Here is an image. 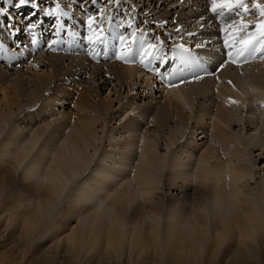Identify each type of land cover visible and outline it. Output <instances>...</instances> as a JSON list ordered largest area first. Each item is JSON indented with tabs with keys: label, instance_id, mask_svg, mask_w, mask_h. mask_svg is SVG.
Here are the masks:
<instances>
[{
	"label": "bare ground",
	"instance_id": "bare-ground-1",
	"mask_svg": "<svg viewBox=\"0 0 264 264\" xmlns=\"http://www.w3.org/2000/svg\"><path fill=\"white\" fill-rule=\"evenodd\" d=\"M7 1L12 3L14 0H6L5 10L0 11L5 12L10 22H17L18 25L11 37L7 31L9 26H0L3 36L0 61L6 62V66L0 65V70L9 74L5 81H0V264H264V52L256 53L237 67H231L233 63L229 61V65L223 67L222 74L216 77L218 80L212 77L205 82L197 79L198 76L203 78L205 73L215 72L221 56L229 60V53L226 55L225 52H235V49L225 47V40L231 41L234 35L242 38L256 32L257 25L264 23V16L260 15L257 7H264V0H242L243 8L232 7L230 11L227 7H217L215 12L212 11V4L209 8L211 0H121L124 3L119 4L120 9L127 10L129 16L124 19L115 17L114 31L126 32L132 22L134 24L129 29L143 22L148 32L154 23L160 30L165 29V24L175 25L174 34L178 35V43L173 41L172 44L195 47L189 51L191 58L188 59H182L177 49L171 50L177 61H181L176 66V72H173L178 80L172 78L171 73L170 77L166 73H159L164 86L168 83L181 86L184 83L181 93L188 102L186 107L190 108L192 101L194 103L199 98L195 93L199 92L200 96L206 98L216 90L213 95H218L222 108L212 122V129L203 119L204 116L196 120L194 129L192 127L194 132H191L190 140L192 137L197 140L200 136L201 140L207 138L210 129L213 139L212 147L203 150L193 170H190L189 162L176 158L174 154L170 157L167 154L155 155L151 151L153 142L146 141V138L139 146V138L132 133L130 140L121 142L124 138L122 135L133 131L134 126L128 125H125L122 133H118L120 136L117 135L119 144L112 146V149H117L124 143L121 146L124 145L125 149H122L130 152L126 154L127 158L121 157L120 161H116L106 151L99 153L98 158L89 156L95 134L94 123L100 122L103 116L110 115L122 105L129 107V112L132 111L129 123L145 128L147 133L154 129L160 132L173 124L175 128H186L190 115L172 99H166L168 102L163 104L162 101L156 102V92L149 91L143 98L148 102L139 104L142 98L140 90L135 87L142 73L132 62L141 59V54L129 51L134 47L130 41L126 47L124 42L123 45L122 42L113 43L111 36L117 32L110 29L107 35L105 32L98 39L91 38L88 45L83 46L74 39L70 41L69 48H65L63 39L64 43L61 40L57 42L58 39L49 40L47 44L51 48L46 46L50 52H43L37 31L41 26L45 31L52 29V23L55 21L58 24L60 19L54 18L49 24L55 15L50 14L47 19L42 14L41 5L35 6L31 0L28 6L33 10L29 13L25 5L17 12H10L11 3ZM106 1L109 3L103 9L109 11L113 5L110 6V0ZM216 2L220 5L227 0ZM231 2L235 4L241 0ZM156 4L161 5L156 8ZM88 5L90 7V1ZM96 6L102 7L99 2ZM162 6L164 9L159 12ZM65 8L76 11L73 6L65 5ZM178 8H181L179 12ZM100 12H103L102 8ZM185 12H188L187 16ZM24 15L26 19L22 18ZM173 15H176L175 19H172ZM34 18H37L36 23L31 22ZM242 25H247L243 31ZM221 32H224L223 38ZM51 33L52 39L59 36L54 29ZM141 39L134 38L132 43L142 46ZM100 44L105 45L100 49ZM76 45L82 47L79 56L75 55ZM5 49H9L7 53ZM113 49L116 57L124 54L129 62L116 58L112 64H106L114 58ZM184 55L187 57V54ZM89 56H92L93 63ZM158 57H153L154 61L162 64L165 58H160L159 63ZM147 58L145 63L150 62L148 68L153 69L152 59L149 61ZM39 67L45 70L42 72ZM166 68L167 64L163 66V69ZM11 71L15 73L11 74ZM12 75L18 78L9 82ZM86 77L93 82L97 93L102 91L100 86L109 91V95L105 94L100 103L92 101L89 87L82 85ZM191 78L194 80L190 81L192 83L188 81L189 84L186 80ZM114 80L118 84H112ZM67 81L71 83L67 84ZM152 82L157 83L154 79ZM53 86L55 89H52ZM122 87H128L127 94H131V98H119ZM250 90L255 95L249 96ZM110 91L117 97L111 99ZM40 102V116L56 118L59 115L56 113L58 105L63 106L66 102L77 109L75 113L60 114L53 119L65 124V127L72 124L67 132L69 144L57 157H48L46 146L33 153L35 144L46 134L45 128L38 129L27 139L31 146L22 143L26 139L24 133H5L7 121L18 111ZM245 109V117H241ZM153 110L158 113L151 127L144 117ZM247 118L248 125L245 124ZM223 119L229 122L225 123L229 129L224 127ZM241 126L245 127V132L240 129ZM145 134L144 137H147ZM168 145L169 148L173 146V139ZM134 146V152H141L145 161L133 173L126 172L125 162L133 156ZM184 148L190 160V148L201 149V146L193 141L192 147L185 144L183 149L179 148L180 152L185 151ZM108 164L114 165V168ZM166 168L170 170L167 174ZM21 169L25 179L32 183L33 193L28 187L21 188L28 194L29 201L34 198L32 204H28L27 199V203H24L25 197L2 200L4 191L14 184L16 172ZM165 176L169 180L167 190L169 193L176 192L178 197L158 193ZM122 181L127 182L126 186L119 189ZM252 181L256 183V188L251 186ZM63 196L72 202L69 207L63 208L59 215L62 219L56 220L55 212L59 210ZM74 216L79 218L78 224L61 237L67 231L68 219ZM59 229L61 233H58ZM48 234H55V242L50 240V245L44 240Z\"/></svg>",
	"mask_w": 264,
	"mask_h": 264
},
{
	"label": "rangeland",
	"instance_id": "rangeland-1",
	"mask_svg": "<svg viewBox=\"0 0 264 264\" xmlns=\"http://www.w3.org/2000/svg\"><path fill=\"white\" fill-rule=\"evenodd\" d=\"M31 1L34 2L35 6L36 5H41V7H42V9H41L42 14L44 13V15L47 17V19L50 18V14H54L55 15V16H53L50 19V23L49 24L52 23V20L54 18L60 19L58 21V24H56L55 21H54L52 23V25H51L53 27L52 29H54L55 32L56 33L58 32V34H59V36H56L54 39H52V36H53V33L54 32L51 33V34H49L52 29H49L48 31H45V28H44V30H42V26H41L40 29L37 31L38 36L40 37V40L42 41V45H40V46L43 48V52H50V50L48 48L49 45L47 44V42H49V40H50V42H52L53 40L58 39L57 40V42H58L59 40L63 39L65 43L63 42V40H61V42H63L65 44V48L66 47L69 48L70 47V41L75 39L77 42H79V44L81 46H83L84 44L85 45H88L87 42H90V40H92L93 38L94 39L100 38L102 36V34H104L105 32H106V35H107V32L110 31V29H112V32H117V33H114L111 36L112 39H113V43L116 42L117 44H120L122 42V38H123V42L125 43L124 44L125 47L126 46H129L130 44H131L132 47L134 46L133 49H129V51L132 50L135 53L141 54L142 53V50L145 49V48H147L148 45L155 44L157 46L156 49L152 51V55L147 56V57H149V58H147L149 61L151 59L153 61L152 62V68L153 69H150L148 67L145 68L143 65H141V63L139 62L140 61L139 60L140 58H137L138 59L137 62H135V61L132 62V65H134L135 67H138L137 70L138 71H141V73H142L140 75V77L137 78L138 84L135 87L136 89H139L140 90V92H139L140 93V98H142L141 100L139 99V101H140L139 104L142 105L145 102H148V101H145L143 98H145V95L147 93H149V91L152 92V93H155L156 92V98H157L156 99L157 100L156 102L159 101L158 103H161V101H162V104H163L165 102H168L167 100H171L172 99V101L180 104L183 108H185V110L190 115V122L188 124H186L187 125L186 128L180 127V126H179L180 128H178V127L175 128V126L173 124V125H170L169 128L167 127L166 129H163L162 130L163 132L162 131L159 132L156 129L150 130V133H151L150 134V133H147V131H146L145 128H143L141 126L140 127L139 126L136 127L134 124L129 123L130 122L129 120H131L130 117H131L132 111L129 112V110H128L129 107H127L126 105H124V106L122 105L121 108H123V109L116 108V110H114L110 115L107 114V115L103 116L101 118L100 122L99 121H96L97 123L96 122L94 123L93 134L94 133L95 134L92 137L93 138L92 139V144L93 145L90 146L89 151H88V155L98 158L99 157L98 155H100L99 153H103V151H106V152H108V155H110L112 159H116V161H120V159L126 157V154L127 153H130V152H126V150H123L122 148L125 149V147H124V145L123 146H121V145L124 144V143H126L128 140H130V135L133 133V135L135 137H138L139 138V140H138V141H140L139 146H141V142L145 138H146L145 139L146 141L147 140L150 141V142L152 141L153 142L152 145L154 147L151 149V151L155 155L161 156V155L167 154V156L170 157L171 155L174 154L176 158H178V159L180 158V159H183L186 162H189L191 164L190 165V170L191 169L193 170V168H196L197 162L199 161V158L201 157L203 150H205L206 148H208V146L209 147H212V145H213V141H212L213 139H211V137H212V132H211L212 122L215 120V118H217V115L219 114L222 106H221V103H220V99L217 97L218 95L217 94L216 95H213V93H216V90L214 89L211 92L212 94L211 93H210V95L208 94L209 96H207L206 98H204L203 96H200L198 94L199 92L198 93H195V96L196 97L199 96V98L197 97L196 100H194V103L192 101V103L189 106L190 108H188V107H186L188 105V102L184 100V98H183L184 95H182V93H181V90H182L181 88H183V86H184L183 84L184 83L181 86H179L180 84H178L177 86H179V87L172 86L173 84H171V83H168V84H166L164 86V83L162 81H160V75H159V73L160 74L162 73V75L166 73V74L169 75V77H170V73H171L172 74V78H174L175 76H177V75L173 74V72L174 71L176 72V66L181 61H179V60L177 61V59L175 57L176 55H172V51H171L173 49H177L176 47L179 46L178 44L177 45L174 44V43L172 44L173 41H175V43H178L177 42L178 41V39H177V36L178 35H175L174 34V32H175V29L174 28L176 26L175 25H167V24H165V29H161L160 30L159 27H157L156 24L154 23L153 25H151V31L148 32L147 30H145L146 24L143 23V22L142 23L140 22L137 25H134L132 29H129V27L132 26V24H134L132 22L128 26V30H126V32H123L124 30H122L121 32L120 31H116V30L114 31L113 30V25L116 24L115 17L116 18H119V19H124L125 17L128 18V16H129V14L128 15L126 14L127 10L120 9L119 4L121 5L122 3H124L121 0H113V1L110 0L112 2L110 4V6L111 5H113V6H112V8L109 11H107V8L106 9H103L109 3V2L107 3L106 0H93V1L92 0H84V1H82V0H31ZM89 1L91 2L90 7L88 5ZM16 2H17V0L16 1L14 0L12 3L7 1L8 4L11 3V7H10V10H9L10 12H17L18 8H16L14 6L16 4ZM98 2L101 4L102 7H99L98 8L96 6V4ZM4 3H6V0H0V10H5ZM62 4H64V6L66 5V6H69V7L70 6H73L77 12L76 11L74 12L73 10L70 11V8H68V9L65 8V10H66L65 11L64 10V6ZM145 4H147V2H145ZM208 4H209V8H211V4H212L211 1ZM160 5L159 4H156V8H158V6H160ZM27 6H28V4L25 5V7H27ZM100 8H102L103 12H100ZM118 9H119V11L117 12ZM163 9H164V6L160 7L158 9V11L159 12L160 11H163ZM180 9L181 8H178L177 11L179 12ZM31 10H33V7L28 6V11L26 10V12L29 13ZM35 11H38V10H34V12ZM0 12H1L0 13V20L2 19V22L0 21V26L1 27H3V26H5V27L9 26V28L7 29V31H9V36L11 37L15 33V31H16L15 27L18 24H17V22H14V21L10 22L9 17L4 15L5 12H2V11H0ZM186 13H188V12H185V14ZM65 14H68L69 17L66 16ZM35 15H37L39 17L40 16L43 17L40 14H35ZM113 15H115V16H113ZM157 16H161V15H158L157 14ZM175 16L176 15H173L172 19H175ZM186 16H187V14H186ZM191 16H194V15L192 14ZM26 17L27 16L24 15V17H22V18L23 19H26ZM37 18L32 19L31 22L36 23L37 22V20H36ZM130 18H131V16H130ZM3 19H4V21H3ZM90 19L92 20L91 26H89V20ZM168 21H170V20H168ZM187 21L188 20H185V22H187ZM55 24L58 25L59 27L58 26H55ZM174 24H176V21H175ZM177 24H179V23H177ZM59 29H60V31H59ZM147 29H150V28L147 27ZM171 29L173 31H170ZM42 31H44L45 34H43ZM77 32L78 33H81V34L77 35ZM152 32H153V34H151ZM157 33H160V34H157ZM223 33L224 32H221V36H222ZM90 34H91V36H90ZM24 35H25V33L23 34V36ZM23 36L21 38H23ZM86 36H88L87 39H85ZM41 37H43V38H41ZM143 37L145 38L144 40L141 39ZM0 38H1L0 39V46H1L2 39H3V36L1 34H0ZM25 38L27 39L28 37H25ZM69 38H70V40H69ZM134 38L141 39L142 40L141 41L142 42V46L140 44H139L140 46L134 45L132 43L133 42L132 40ZM222 38H223V36H222ZM63 43H61V44L59 43V45H64ZM75 44H77V43H75ZM100 45H101L100 46V49H101V48L104 47L105 44H100ZM81 46H78V47H77V45L75 46V48H76L75 50L77 52V53L75 52V55H78L80 53V51H81L80 49L82 48ZM117 48L118 47H116V49ZM185 48H187L189 51L191 50V48L193 50L195 49L194 46L193 47H190L189 46V47H185ZM8 50L5 49V53H7ZM164 50H165V52H163ZM110 51L112 52V49ZM1 52L2 51H0V55H2ZM229 52L230 51L225 52L226 55ZM66 53H69V51H67ZM131 54H133V53H131ZM81 56H83V55H81ZM158 56H160V57H158ZM170 56L172 58L169 59L168 57H170ZM153 57H155V58L158 57L159 58V63L161 62L160 61V58H162V57L165 58L164 59L165 61L162 64H158V60L154 61L155 58L153 59ZM116 58H117L116 57V52L114 50V58L111 59V60H109V61H107L106 64H112L116 60ZM220 58H219V61H218L219 63H216V65H217L216 66L217 67L216 68V71L215 72H212L211 74L210 73H205L203 75V78H201V79H203L204 82L205 81H208L210 77H212L214 79V78L220 76L222 74L221 72H223V67L226 64L229 65V60L224 59V56H221ZM90 59H91V62L93 63L94 61H92L93 60L92 56L90 57ZM149 63L150 62H148L147 64H149ZM4 64L6 66V62L3 63V62L0 61V65L1 66L2 65L4 66ZM165 64H167V68L166 69H163V66ZM233 65L235 66L236 64H232L231 67H233ZM168 66H170V68H168ZM236 67H237V65H236ZM39 69L42 72H43V70H45V68L42 69L41 67H39ZM153 70H154V72H153ZM165 70H167V71H165ZM170 70H171V72H170ZM10 73L13 74L15 72L14 71H11ZM8 76H9L8 73L2 72L0 70V81L1 80H4L5 81ZM169 77H168V80H170ZM14 78H18V77H16V75H12L10 77L9 82H13ZM83 79H85V80L83 81V84L82 85L86 84L85 87H87V86L89 87V88L88 87L87 88H88L89 93L91 91V93H90L91 95L90 94L89 95L92 96L90 98V99H92V101H96V102L100 103V100L103 99V98H105V94H106V96L109 95V91L107 90V88H104V90H103V86H100V88L102 89V91L99 94V93L96 92L95 88L92 86L93 85L92 84L93 82L92 81H88L89 77H86V78H83ZM153 79L157 81L156 84H155V82L154 83L152 82ZM174 79H171V80H174ZM178 79L179 78H176L175 80H178ZM193 80H194V78H191V79H188L186 81L187 82L188 81L190 82V81H193ZM67 82H68L67 84H70L71 83V81H67ZM100 82L101 81H98V83H100ZM220 82H222V80ZM158 83H159V85H158L159 87H157V84ZM186 83H185V85H186ZM190 83H192V82H190ZM112 84H118V81L114 80ZM57 85H59V83ZM8 86L9 85H6V87H8ZM53 88L55 89V86H53L52 89ZM111 88H112V86L109 87L108 89H111ZM110 92H112V91H110ZM127 92H128V87H126V88L125 87H122V89H121V91H120V93L118 95L119 98L120 99H122V98L126 99V97L128 99L131 98L130 97L131 94H127ZM141 92H143V93L141 94ZM249 92H250L249 93V96L250 95H255L252 90H250ZM139 93H137V94H139ZM178 94L181 95V97ZM115 97H117V95L115 96L114 92L110 93V98L111 99H114ZM181 98L184 101H182ZM0 100H2V94H1V92H0ZM41 102L40 103H37V104H33L29 108L26 107V109L24 111L23 110L22 111L21 110L18 111L17 114L11 120H8L7 121L5 133L7 131L8 132L10 131L12 133H17V132L20 133V132H22V133H24V138H26V139L22 140V143L28 144L29 146H31L32 145L31 142L30 143H27L28 142L27 139H29L32 135H34V133H36L38 131V129L45 128L46 129V134L35 144V146H34V152L33 153H35L36 151H38L39 148H41L42 146H46V154H47V156L48 157H57V156H59V155L62 154V152L64 151V149L69 144V138H68L67 132L71 128V127L70 128H68V127L71 126L72 124L71 125L69 124V126L65 127V124H63V123H57L54 120L57 119L60 116V114H68L69 112H73V111L75 113L77 111V109L75 108V106H73L72 103L66 102L65 105H63V106H61V104L58 105V107L56 109L57 110L56 113H58L59 115L56 118H52V117H48V116H44V115L43 116H40L39 115L40 114L39 113V106L41 108ZM186 102H187V104H186ZM246 110L247 109H245V111H243L241 117H245ZM153 111H152V113L150 115L147 114V116L145 115V117H144V120L148 124L150 123L149 124L150 126L151 125L153 126V124L155 122V116L158 113L157 110H153ZM0 113H1V109H0ZM202 117L205 120V122L207 123V125H210V128H211L208 132L206 130V132L208 133L207 138L201 140V136H200V137L197 138V140H196V137H195V139L192 137V139L190 140V138L192 136L191 132H194L192 130V127L194 129L196 120L202 119ZM248 118L250 119L251 116H249ZM248 118L245 121L246 122L245 124H247V125H248L247 122L249 121ZM223 123H224V127L226 129H229L228 126H227V124L229 122H227L226 119H223ZM225 123H227V124H225ZM125 125L131 126V127L134 126L133 127V131L130 134L122 135L124 138L122 139L121 142H124V143H121L117 149H112L113 148L112 146H114L116 143H118L117 141H119V136L121 135V134L119 135L118 133H120V132L122 133L123 132V128L125 127ZM243 127L244 126H241L240 129L244 131V128L245 127L244 128ZM153 131H154V133H153ZM143 133L144 134L145 133L150 134V135H146V134L145 135L147 137H149V136H151V137L148 139L147 137H144V134ZM117 135H119V136H117ZM174 136H176L178 138H176ZM114 139H115V141H114ZM170 139H173V146H170V148H169V145L168 144H169ZM175 139H176V141H174ZM156 140H158L160 142L159 143L157 141L158 142L157 145H156ZM186 140H188V141L190 140V142H188V141L186 142ZM193 141H197V144L199 146H201V149L200 148H194V149H191L190 148V151H191L190 152L191 159L188 160L187 157H189V156H188V154H186L187 153L186 152V149L184 148L185 151H181V152H180V150H181V148L183 149V146L185 144L186 145H190L192 147ZM171 144H172V142H171ZM139 146H138V148H139ZM167 148H169V149H167ZM179 148H180V150H179ZM96 149H98L97 150L98 153L95 152ZM135 149H136L135 146H134V148L132 147L133 156L131 157L130 160H128L127 162H125L126 166L124 167V170H126V172L133 173L134 170H136V168L139 167L138 165L141 164V163H143L145 161V157L143 156V154H141V152L138 153V150H136L137 151L136 152L137 154H136L134 152ZM114 151H115V153H114ZM65 154L67 155V152ZM109 162L111 164V161L110 160H109ZM168 163H170V162H168ZM110 164H108V166L112 167V169H113L114 168V165L112 166ZM105 166H107V165H105ZM166 166H167V164H166ZM165 171H166L165 174H167V173H169L170 170H169V168H166ZM15 176H16L15 177L16 178L15 179L16 181L14 182L13 185L11 184L10 187H8V189H6L4 191V195L2 197V200L10 201V200H14L16 198H20V199L22 198V199H24V197H25V200L24 201H26V199H27L28 204H32L33 201H34V198L33 197L30 198V201H31L30 202L29 199H28L29 198L28 197V194L25 193V192H23L22 189H21L22 187H28L29 189H31V192L33 193L32 187H31L32 186L31 181H28L27 179H25V177L23 175L22 169L20 171H17ZM168 181H169L168 180V177L165 176L163 178V180L161 181V183H160V190L158 191V193L159 194H162L163 196H165V194H169V196H171V194H172V196L178 197L176 195V192L175 193H169L170 191H168L169 190V186H168L169 183H168ZM115 183H117V181ZM126 183H127L126 181L120 182L121 185H119V186H121V187L118 186V188L119 189H122L124 186H126ZM251 186L253 188H256V183L254 181H252ZM167 188H168V190H167ZM63 197H62V199L59 202V207H58L59 210L57 211V213H59V214H57L55 212V216L54 217H55L56 220H61L62 219L59 215L61 214L63 208L69 207L70 206L69 205L70 202H72L67 197H64V198ZM27 201L24 202V203H27ZM89 210H91V209H89ZM79 212H80V214H83L82 213L83 212L82 210H79ZM130 214H129V216H130ZM188 217H189V215H188ZM78 222H79V218H77L76 216L72 217L71 219L69 218L68 221H67V224H69V225L66 227L67 228V231L65 233H62L63 235H61V237L64 236V235H66L67 232L72 227H74V226H76L78 224ZM66 228H64V229H66ZM55 230H57V229H55ZM60 231H62V230L59 229L58 230V233H61ZM48 236H49V238H48ZM54 236H55V234H48L47 235V237L44 239V240H46L45 242H46L47 245L52 244L53 241L55 242ZM50 240L52 241V243H51ZM65 244L66 243H63L62 245H65Z\"/></svg>",
	"mask_w": 264,
	"mask_h": 264
},
{
	"label": "snow or ice",
	"instance_id": "snow-or-ice-1",
	"mask_svg": "<svg viewBox=\"0 0 264 264\" xmlns=\"http://www.w3.org/2000/svg\"><path fill=\"white\" fill-rule=\"evenodd\" d=\"M29 3V0H18V2L14 5L16 8H20L24 5H27ZM211 3L213 5L212 11L215 12L217 10V7H227L230 11L232 7H237V8H243L245 5L243 4L242 0L241 2L233 4L231 0H227L225 3H221L220 5H217L216 0H211ZM260 11V15L264 16V7H261L257 5ZM34 14V13H33ZM92 20H89V26H91ZM247 28V25H242L241 26V31L245 30ZM179 31V29H177ZM35 42V41H34ZM122 45H123V38H122ZM237 45H239L237 47ZM51 48V45H49ZM155 44H150L147 46V48L142 50L141 53V59L140 63L143 65L145 68L148 67L147 63H145V57L152 55V51L156 49ZM199 47V45H197ZM225 47L226 48H232L235 49V52H229L228 54V59L231 63L239 65L240 62H247L250 57H254L256 53L258 52H264V23L258 24L257 25V31L248 33L244 37L239 38L237 36H233L231 41L225 40ZM177 51L182 54V59H188L191 58L189 50L185 48L183 45H179L177 47ZM184 54H187V57H185ZM117 59L124 60L125 63H128L129 60L123 56H117ZM206 71V70H205ZM202 77H197V79H200ZM233 103H235L233 101Z\"/></svg>",
	"mask_w": 264,
	"mask_h": 264
}]
</instances>
